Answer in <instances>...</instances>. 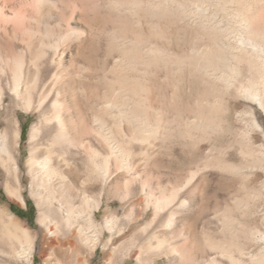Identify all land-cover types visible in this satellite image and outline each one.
I'll use <instances>...</instances> for the list:
<instances>
[{
  "label": "rangeland",
  "instance_id": "1",
  "mask_svg": "<svg viewBox=\"0 0 264 264\" xmlns=\"http://www.w3.org/2000/svg\"><path fill=\"white\" fill-rule=\"evenodd\" d=\"M48 1L39 7V0H0L2 56L7 58L21 54L26 61L25 66L30 68L31 77L39 70L41 75H48L47 82L51 86L57 84L51 98L42 107L37 108L36 99L29 106L25 99L17 100L10 90L12 75L7 70L10 79L3 85L2 92L6 99L0 106V134L4 129L3 112L10 107L21 133L15 159L19 165L21 185L17 188L25 204L6 191L5 186L13 177L0 162V264H47L48 260L54 263L59 258L57 255L52 257L50 248L52 244L58 243H53L56 238L49 235L46 226L40 223L42 213L48 208V192L29 166L33 150L30 141L32 129L40 127L39 139L45 136L43 146H47L59 132L52 107L57 90L64 104L63 115L74 137L92 144L94 116L100 113L117 142L119 140L118 143L129 151L131 169L113 163L109 173L97 183V189L91 194L96 198L99 208L96 211V242L93 249H85L86 264H210L212 259L220 264H233L228 256L223 255L224 247L232 252L236 260L241 259V264H262L264 242L260 239L252 241L250 237L256 232L258 235L264 234V163H260L262 160L264 162V110L236 90L233 93L235 97L227 94L220 96L224 94L220 91L209 93L207 83H203L206 80H202L204 77L195 74L186 64L183 65L185 70L182 67L178 70L173 66H161L155 72L154 65L146 67L143 63L145 57L142 52L148 44L147 36L150 33L153 39L179 50L183 59L190 58L193 49L204 48L209 44V39L201 35L197 27L184 25L168 13L164 17L155 16L145 9L143 15L146 18L141 14L133 15L132 18L109 7L110 0ZM190 1L184 2L188 4ZM204 1L208 2L206 12L210 14V11H218V19H221L224 13L220 11L219 4L214 7L217 2ZM234 5L231 8L236 10L237 5ZM210 6L212 8H208ZM190 7L194 13L199 10L196 4ZM252 7L264 26V0L253 2ZM160 18L168 23L172 21L171 25L163 21L164 26L168 25L165 27L169 32L165 38L160 33V27L155 26ZM122 44L134 50L128 59L131 61L134 54L138 55L140 62L136 64L141 66L129 70L127 66L118 68L117 73L123 71L124 74L122 78L116 76L115 79L110 69L121 55L119 47ZM54 46L59 50L58 56ZM36 53L45 55L36 63L38 68L32 63ZM242 70L239 84L243 81L246 83L251 76L244 65ZM121 80L124 82L120 83ZM113 82L114 92L120 97L119 102L126 98L132 103L134 98L135 101L150 98L151 103L140 107L142 113L149 118L154 115L155 118L151 117L150 123L143 124L145 132L136 131L135 123L115 122L104 112ZM134 83L141 84L142 88H136ZM122 84L129 88L128 91L124 89L126 94L122 91ZM174 91L180 92L183 121H174L171 100ZM204 91L209 93L205 92L207 99L203 97ZM210 104L219 107L217 118L211 123L207 122L209 120L205 125L195 123L202 126V130L196 125L198 130H195L194 123H186L209 113L212 110ZM159 111L162 116L164 114L162 123L156 121L161 116ZM254 122L262 126L263 130H259ZM106 149L107 146L101 149L104 155L107 154ZM75 152V158L71 160L73 166L67 171L70 173L69 180L77 186V183L80 185L81 181L87 179L91 166L86 148ZM256 159H259L258 162ZM236 166L244 167L242 174L226 170ZM54 187L58 192L51 207L54 210L63 208V215L67 214L65 201L61 198L60 180L55 179ZM157 201L165 202L161 203V209L156 208ZM8 212H12L16 219H10ZM52 219L54 229L60 227L58 237L62 239L67 228L60 223L59 218L54 219L53 216ZM108 221H111L110 227ZM19 227L30 230L34 236L36 251L33 262L13 257L11 253V247H20L14 237L21 235L17 233L20 232ZM212 242H216L218 248L213 247ZM228 247H236L237 250Z\"/></svg>",
  "mask_w": 264,
  "mask_h": 264
},
{
  "label": "bare ground",
  "instance_id": "2",
  "mask_svg": "<svg viewBox=\"0 0 264 264\" xmlns=\"http://www.w3.org/2000/svg\"><path fill=\"white\" fill-rule=\"evenodd\" d=\"M184 1H180V0H133L132 1V0H129V1L123 2L120 0H110L108 2V5H109V7H111L113 10H115L119 14L125 13V14H127L126 16L129 15L130 17H132L133 15H136V14H141L142 16H145V18H146L147 16L143 15V12L145 11V9L148 10L149 12H151V14L155 15V16H158V15L162 16L163 15V17H164L166 15V13H168L170 16H172L171 18L175 17V19L177 21H179L180 23H182L184 25L191 26V27L193 26L194 28L197 27L200 30L201 35H203L204 37L209 39V44L205 45V47L202 49H198V50L193 49L191 51L192 56L190 55L191 56L190 58L183 59L180 52H178L179 50L177 51L176 49H172L169 45L164 44L158 40H155L156 38L153 39V36L150 33L147 36V40H149L148 44L145 43L146 45L144 46L143 52H142L144 57H145L144 59L142 58L144 61L143 63L146 64V67L149 65H152V66L154 65L155 69H156L155 72L158 71V69L160 70L161 66H165V67L173 66L172 68L175 67L178 70H180L181 67L183 68V65L186 64L194 70L195 74L197 73L198 75H201L204 77L202 80L205 79L207 81V82L203 81V83L204 82L207 83L209 93L210 92L214 93L215 91L216 92L220 91V92L224 93V94H221L220 96H222V95L225 96L226 94H227V96H230V95H233L234 92L236 93V91H237V93L242 94L245 99L247 98V99L251 100L252 102L257 104L259 106V108L264 110V26L260 23L259 19L256 16L257 12L255 13L254 12L255 9L253 10V7H252L253 2L257 3L258 1H261V0H209L210 3H211V1L217 2V5L215 3L214 7L215 6L217 7L219 4L220 11H223L222 13H224V15L222 16L221 19H218V18H220V17H218L219 16L218 11L214 12V13H213L214 10L210 11L211 12L210 14H208L206 12L205 8L207 7L208 2L206 3L204 0H198L197 3H196V1L192 0V2L190 1L191 3H188V4H187V2L185 3ZM43 2L47 3L49 1L48 0H39V7L44 6ZM192 4H196V6L199 9L198 12H196V13L193 12V10L190 7V5H192ZM234 4L237 5L236 10H234V7L231 8V6ZM52 5H53V3H52ZM170 5H172L173 8L170 7ZM255 5H257V4H255ZM208 8H212V6H210ZM148 11H146V12H148ZM119 17L121 18L120 15H119ZM122 17H124V16H122ZM162 19L163 18H160L159 20H157L156 21L157 23L155 26L158 28L160 27V33L163 34L162 35L163 37L164 36L167 37L166 34H169V32L166 30V27H165L167 24L164 23L165 24V26H164L163 25L164 20L162 21ZM164 19H166V18H164ZM175 19H174V21H175ZM168 20H170V19H168ZM164 22H166V21H164ZM171 22L172 21H170V23H168V22H166V23L171 25ZM167 29H169V28H167ZM170 32H172V31H170ZM70 34H72V33H70ZM170 34H172V33H170ZM154 35H156V33ZM116 39H118V38H116ZM150 40L152 41V43H150L151 42ZM145 42H147V41H145ZM50 45H48V46H50ZM122 45H120V47H119V52L121 55L119 56V59H117L115 61L114 67L112 69H110L115 77L118 76V79L122 78V74H124L123 71L119 72V74H118L117 73L118 68L120 69V68L127 66L126 69L129 70V69L136 68V66H141L140 64L139 65L136 64V63L140 62L138 60L139 59L138 55L134 54L131 61L128 59L129 55L134 50H131L130 48L127 49L124 45L123 46ZM113 46H115V45H113ZM140 46H142V44ZM42 47L43 48H41V49H43V52L46 53L44 51L45 50L44 46H42ZM51 48H53V47H51ZM54 50L57 53L56 56H58V54H59L58 48L54 46ZM3 51H4L3 47L0 45V106L3 105V102L6 99V97H4L2 91H3L4 82L7 81L8 79H10V77H9L10 75L7 73V70H10L9 72L12 75V81L9 84V88L13 92V94L15 95V98L17 100H21V99L24 100L25 99L29 106H30V104L32 106L33 105L32 102L34 101V99H36V100H38V107L37 108L42 107V105H44V103L47 102L51 98V96L53 94V90L57 86V84L55 85V87L51 86L47 82L48 75H46V74L41 75L39 70L37 71V73L35 74L34 77H31L30 68L25 66L26 61H24V57L21 54H17L15 56L6 58L5 56L4 57L2 56L4 54ZM44 53H36L34 55L35 58H33L32 63L35 64L36 67H37L36 63L38 62V60L40 61L41 60L40 58L45 56V55L42 56ZM131 57H132V55H131ZM61 60H62V58H61ZM52 63H53V61H52ZM134 63L136 65H134ZM243 65L247 68V70L251 74V76L246 81V83H244V81H243V82H241L242 84L241 83L239 84L238 80L242 75ZM31 66H33V65H31ZM61 66H62V64H61ZM39 67H41V66H39ZM149 67H151V66H149ZM149 67H148V69H149ZM184 68H185V66H184ZM145 69H147V68H145ZM31 71H32V69H31ZM133 71H136V70H133ZM42 73H43V71H42ZM155 77H158V76H155ZM60 78H57V80H59ZM128 78H130V77H128ZM115 79H117V77ZM122 81L123 80H121L120 83L124 82V81L123 82ZM114 82L110 87V91H111L110 95L111 96L109 99L107 98L108 100L105 102L104 109H103L104 112L106 114H108V116L115 122L122 123L124 121L125 122L128 121L130 123H135L137 125V126H135L137 129L134 128L136 131H139V132L144 131L145 132L146 129L143 126V124L144 123H150V118L151 117L154 118V115L149 118L146 114L142 113L143 111L141 110V108H142V106L146 107L148 102L151 103L150 98L149 97H147L145 99L142 98V100L140 99L139 101H135L136 98H134L135 100H133V103L126 98V99L122 100V102H119V100H118L120 98V97H118L119 94L114 92V86H115ZM134 84H135L136 88H139V89L142 88L140 86L141 84L140 85H139V83H134ZM205 87H206V85H205ZM122 88H123L122 89L123 93L126 92L125 90L128 91V89H129L128 87H126L123 84H122ZM133 89L137 90L135 88H133ZM206 91H204L203 97H205ZM58 92L59 91L57 90V97L55 98V102L52 104L53 105L52 107L54 109V117L53 118H55V120L59 124V126H58L59 132L54 137L53 140L49 141V144L47 146H43L42 140H44L43 138L45 136L44 135L42 136V140L39 139L40 138L39 136L41 133V130L39 129L40 127L38 126V127H34L32 129V132L30 134L31 135L30 141H31V143H33V150L31 152V157L29 160V166H30L31 170L35 172L36 178L40 180V183L42 184V186H45V188L48 192V197H47L48 208H46L44 210V212L42 213V216L40 217V223L42 225L46 226V228L49 232V235L56 238L55 241L53 240V243L58 242L57 244H52L50 246V248L52 249V257H53V255H57L59 258L54 263L51 260H48L47 264H86L87 262L85 261L86 259L84 257L85 249H93L94 243L96 242V229H97L96 211L99 208V205H98V202L96 201V198L91 196V194L94 191V189H97V186H98L97 183L103 181L104 177L109 173L111 165L113 163L121 164L124 168H126L128 170L131 169V163L129 160V151L124 148L125 146L123 147V146H121L122 144L120 145L118 143L119 140L117 142V139L115 138L114 133L112 132V130L107 128L108 127L106 125L107 122L104 120L102 114H100V113H96L94 116V126L92 127L94 139H93L92 144L90 143V141L86 142L80 138L74 137L73 132L71 131L70 125L67 123L68 120L66 121V119H65L66 117H64V115H63V112H64L63 111V105L64 104L62 105L61 100H60V93H58ZM179 93H178V91H174L173 94L171 95V100L173 103L172 104L173 112L175 113L174 121H177V122L181 121L183 119L182 118L183 116H181V108L182 107H181V98L179 96ZM209 93H207V94H209ZM212 94H210V95H212ZM201 95H203V94H201ZM217 95H219V94H217ZM242 95H239V96L242 97ZM233 96L235 97V94ZM218 98H219V96H218ZM205 99H207V97H205ZM52 100L53 99H51V101ZM217 102L218 101H216V104H217ZM222 104H223V101H222ZM210 106H211V104H210ZM210 108H212V110L209 113L206 112L207 114H202L197 119H190L189 118L190 121L188 120V122H187L185 120L186 123H194L193 127H195V125L197 127V126H199V125H197L198 123H200V124L204 123V125H205L206 124L205 122L207 120H209L207 122L213 121L214 119L217 118L219 107L213 105ZM43 110H45V109H43ZM147 111H149V110H147ZM230 112H231V110H230ZM249 112H252V111H249ZM3 113L5 115V119L3 121L4 129L0 134V162L2 163V165L5 168H7V170L9 171V174L13 177V178H11L12 180L8 181L5 188L11 197H14L15 199L19 200L22 204H25V201H24L23 197L20 195V192L17 188L19 183H20L19 177H18L19 165L17 164L16 159H15L16 147L19 146V140L21 137V133H20V130L18 129L19 125H17L16 122L14 121L12 108H10V107L6 108ZM160 113L161 112L159 111L158 114H160ZM221 113H222V111H221ZM196 114H198V112H196ZM240 114H239V116H241ZM243 114H245V113H243ZM163 116H164V114H163ZM163 116L161 113V116L157 117V119H156L157 123L164 122L163 120H165V118H162ZM245 116H246V114H245ZM169 121L171 122V120H169ZM217 121L218 120H216V122ZM48 122L50 123V121H48ZM177 122H175V123H177ZM239 122H241V121H239ZM256 122H254V123L259 128V130L260 129L263 130L262 126L258 125V123H256ZM195 123H197V124H195ZM218 123H220V122H218ZM208 124L209 123H207V125ZM196 127L194 128L195 130L197 129ZM205 128L207 129L208 127H205ZM202 129L203 128H201V130ZM150 131H151V129H150ZM152 135H154V134H152ZM104 145L107 146V149H106L107 154L106 155H104V153L102 152L103 150H101L102 147H105ZM84 148H86L89 152L88 155L90 157L91 169H90V172L88 174L87 179H85L84 181H81L80 185H78V183H77V186H75L76 184L69 180L68 176H70L69 175L70 173L67 170H69L73 166L71 160H73V158H75V155H76L75 151H77L78 149H84ZM258 160H257V162H258ZM257 162H256V164H258ZM260 163H264L263 160ZM226 164L227 163H225V165ZM252 164L254 165V163H252ZM263 165H260V166H263ZM63 166H65V167L63 168ZM243 168L244 167H237L236 166V167H230L231 170L230 169H226V170H229V171L233 170L234 172H237L238 174H242ZM55 179L60 180V183H61V191H62L61 198L65 201L64 202L65 203L64 208H65L66 213H67L64 215H63V208H60L58 210H54L51 207L52 202L57 197V192H58L54 187ZM20 186L21 185H19V188H20ZM78 199L80 200L79 204H77ZM162 202L163 201L158 202L156 204V206H157L156 208L161 209V207H162L161 203ZM166 202H168V201H166ZM163 203H165V202H163ZM160 209H157V210H160ZM53 213H54V215H53ZM7 215L9 216L10 219H14L16 217L12 212H8ZM53 216H54V219L59 218L60 223L65 224V226L67 228V232L65 234V237H63L62 239L58 237L59 232H60L59 231L60 227L56 226V229H54V227L52 226L54 223L53 219H52ZM57 224H59V223H57ZM107 224L110 227L111 221H108ZM16 227H18V226H16ZM51 227H53L54 230ZM19 229H20V232H17V231L16 232L21 233V235H14V237L17 239L20 247L19 248H16L15 246L11 247L12 248L11 253L14 254V256L12 254H10V252H9V254L13 257L16 256V258L22 259L23 261L33 262L32 259L34 257V253L36 251L35 247H34L35 243H33L34 236L32 235V232H30V230H27L24 227L23 228L19 227ZM250 238L252 241H257L258 239H260L261 241L264 242V234L258 235V232L252 233ZM9 242H11V241H9ZM219 243H220V241H219ZM223 243H225V242L223 241ZM212 244H213L212 245L213 247L218 248L216 242L215 243L212 242ZM228 245L231 246L230 244H228ZM228 248H232V247H228ZM233 248L236 249V247H233ZM238 250H240V249H238ZM177 251L178 250H174L173 252H177ZM240 252H241V254H243L242 250ZM222 253H223V255L228 256L231 259L233 264H241V262H242L241 259H240V261L236 260L233 256L232 252L230 250H227V248L225 249V247H224V251ZM5 256L7 257L8 255H5ZM185 256L187 257V255H185ZM187 260H189V259H187ZM191 261H192V259H191ZM263 262H264V255L262 257L261 263L264 264ZM210 264H220V263L217 262L215 259H212Z\"/></svg>",
  "mask_w": 264,
  "mask_h": 264
},
{
  "label": "trees",
  "instance_id": "3",
  "mask_svg": "<svg viewBox=\"0 0 264 264\" xmlns=\"http://www.w3.org/2000/svg\"><path fill=\"white\" fill-rule=\"evenodd\" d=\"M19 213V212H18ZM19 214H21V213H19Z\"/></svg>",
  "mask_w": 264,
  "mask_h": 264
}]
</instances>
